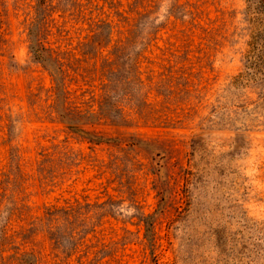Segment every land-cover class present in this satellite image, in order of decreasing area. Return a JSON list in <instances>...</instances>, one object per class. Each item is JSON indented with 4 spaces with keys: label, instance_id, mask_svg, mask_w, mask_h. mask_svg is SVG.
<instances>
[{
    "label": "rangeland",
    "instance_id": "1",
    "mask_svg": "<svg viewBox=\"0 0 264 264\" xmlns=\"http://www.w3.org/2000/svg\"><path fill=\"white\" fill-rule=\"evenodd\" d=\"M256 16L0 0V264H264Z\"/></svg>",
    "mask_w": 264,
    "mask_h": 264
},
{
    "label": "trees",
    "instance_id": "2",
    "mask_svg": "<svg viewBox=\"0 0 264 264\" xmlns=\"http://www.w3.org/2000/svg\"><path fill=\"white\" fill-rule=\"evenodd\" d=\"M249 8L257 10L262 17H254L251 24L256 23L253 27L252 43L248 51V59L255 64H264V0H246ZM259 23V25H257ZM263 59V60H262Z\"/></svg>",
    "mask_w": 264,
    "mask_h": 264
}]
</instances>
